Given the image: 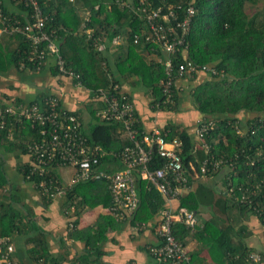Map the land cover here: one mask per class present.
<instances>
[{
    "label": "trees",
    "instance_id": "trees-1",
    "mask_svg": "<svg viewBox=\"0 0 264 264\" xmlns=\"http://www.w3.org/2000/svg\"><path fill=\"white\" fill-rule=\"evenodd\" d=\"M11 1L18 10L24 12V19L21 15L16 17L13 14L9 15L0 3L2 16L10 18L11 21L17 20L20 25L31 22L30 11L24 7L23 3L20 0ZM87 1L92 12V20L88 25L93 26L97 23L98 28L94 30L90 38L85 39L77 33L78 19H75L72 25L64 19L66 15L70 16L73 12L71 8H68V0H54V2L38 0L43 12L49 17L45 30L54 31L56 37L63 39L59 46V53L66 67L80 75L82 84L87 89L107 87L110 81L123 86L122 91L129 95L135 108V116L139 121L135 128L138 131L137 139L140 140L142 133L148 132L151 127L147 128L140 121L137 103L134 97L124 89L126 78L135 75V83L150 93L151 99L145 102V107H148L152 114H159L156 126L161 136L166 141L177 138L181 142V158L186 167L188 163H191L194 170L200 173L202 160L222 161L216 171H210L211 167H209V171L204 175H220L221 173L224 190L215 192L208 190L204 185H199L195 191H185L184 195L179 196L174 209L185 208L194 213L200 206H207L214 214L222 215L234 210L236 216L245 219L252 216L257 219L264 238V0H145L154 9L172 7L181 12L191 6L194 9V15L186 37L188 49L176 54L174 64L191 61L199 67H212L219 73L211 75L199 69L192 75L181 77L176 83L177 87L173 88L174 105L167 104L159 109H155L152 105L162 99L159 82L165 77L164 68L157 61L152 59L146 61L136 53V49H142L147 54H154L150 49L151 45L145 42L147 32L145 21L139 12L136 15L132 10L139 6L138 0ZM105 1L110 6L109 11ZM125 3L131 5V8L125 6ZM95 6H98L96 10H94ZM100 13H105V17L98 21L96 16ZM118 34L125 38L123 43L125 51L117 64L119 76L108 79L100 66L104 57L99 54V51L94 50V43L98 38H105L107 42H111L118 37ZM12 35L18 38L19 49L12 53L8 60L16 68L19 67V63L24 62L26 69L31 70L32 66L25 63L29 48L27 40L20 33ZM135 36L137 43H134ZM155 51L157 53L154 55L162 57L158 48ZM53 69L51 77L57 81L60 76L55 64ZM127 70L130 71L127 72ZM43 95V93L37 94L30 102L41 103ZM189 99L191 107H186L185 110L191 115H198L197 122L202 120L215 123V127L208 131L205 140L209 146L207 153L201 148L194 135L197 122L188 120L184 124L180 120L182 118L183 121L187 114H180L181 104ZM87 110H90V119L86 124V131L89 132L90 141L93 144L99 145L106 153L130 144L128 139L121 137L123 132L119 125L94 122V113L90 106H87ZM172 115H180V118L174 122ZM152 117L148 119L150 122ZM11 121L9 120L6 128L0 132V145L8 151L16 149L26 153L25 143L38 138L36 133L39 126L34 124L33 127L29 122H24L21 126L16 125V129L14 127L12 131V140H8L7 134L8 128L12 126ZM235 125L240 129V134L236 133ZM164 161L153 148L151 168L162 167ZM102 163L100 166L102 171L112 172L122 168L119 162L110 156H105ZM20 171L25 178L27 166L21 167ZM0 180V188H2L6 184L3 174H0ZM30 181L37 183L38 179L32 178ZM191 181L189 177V183ZM136 189L139 199L137 210L132 217L125 218L122 222L128 221L132 226L142 228L150 221L154 222L157 219L153 228L155 233L159 226L164 201L149 183L137 180ZM226 193L231 197L228 198ZM77 194L81 195V199L75 204L73 202ZM59 199L64 211H68L72 204H75L73 213L75 219L72 223L73 229L69 231V237L84 240L85 247H89L88 252L78 258L80 264H105L101 262L96 246L104 238L107 228L116 230L120 226L119 222H115L108 215L99 216L91 227L78 230L76 224L81 209L94 208L98 205L108 209L111 206V196L106 189V182L102 179L81 183L72 187ZM214 219L205 222L200 230L175 224L172 233L184 245V238L195 230L198 236L206 238L212 260L220 264H259L261 262L262 259L258 263H249L247 260L252 249L247 248L242 239L240 241L242 232L246 229L240 226L236 228L237 233H235V228L226 223L218 228ZM12 221L14 217L10 218L8 227L7 221L6 225H2L0 237L12 234L15 226ZM233 234L240 237L237 242H234ZM163 242V239L158 238V243L150 247H158ZM150 247L147 251L157 261L150 253ZM38 249L39 251L30 252L34 253L31 258L33 261L44 264L48 260L47 250ZM216 254L219 255L216 256ZM189 264H193L192 256Z\"/></svg>",
    "mask_w": 264,
    "mask_h": 264
},
{
    "label": "built area",
    "instance_id": "built-area-1",
    "mask_svg": "<svg viewBox=\"0 0 264 264\" xmlns=\"http://www.w3.org/2000/svg\"><path fill=\"white\" fill-rule=\"evenodd\" d=\"M24 7L30 11L31 22L23 25L17 20L4 18L0 12V23L4 32L12 35L20 33L28 42L25 63L32 66L31 70L39 73L49 56H53L54 64L61 79L89 94V105L94 113V122L101 124H117L121 127L124 137L130 144L112 152L106 153L99 145L90 141L87 132V123L83 117L62 107L61 95L47 92L43 95L41 103H16L0 108V132L6 128L9 120L8 136L12 137L13 128L29 122L37 130V139L25 143L26 155L29 157L25 179L37 178L34 183L39 193L47 199L54 200L63 196L72 187L81 183L104 180L106 189L111 196L109 211L118 221L133 216L138 207L136 183L144 181L151 184L164 201L160 212V222L156 231L162 245L150 247V253L161 263L168 261L171 264H189L190 257L183 246L172 233L175 223L180 222L186 228L194 229L196 220L193 212L185 208L175 210L173 202L179 198L183 191L190 188L189 177H198L209 171H216L221 160L204 159L200 164V173L194 170L193 164L186 167L181 158V142L174 138L166 141L157 127L142 133L137 139L138 124L135 108L128 94L122 91L119 83L110 81L107 87H98L95 90L83 86L80 75L71 68L66 67L58 47L55 45L54 31H46L49 20L40 7L38 0H20ZM138 7L133 8L135 14L139 12L145 21L147 32L145 42L151 45V51L156 54L157 48L162 57L158 63L164 68L165 77L160 80L162 99L156 101L152 107L174 105L173 96L177 81L184 76L192 75L201 69L211 75L219 74L214 68L194 64L191 61L174 64L176 54L187 51L186 37L190 31L191 18L194 9L188 6L179 12L172 7L163 9L152 8L145 0H138ZM124 3L122 4V6ZM131 8V5L125 3ZM134 43H137L135 36ZM95 46V45H94ZM157 47V48H155ZM21 68H26L24 62ZM222 75V73H220ZM108 79H111L107 77ZM215 127L212 121H198L194 129L197 142L205 153L209 146L205 143L208 131ZM237 134L241 131L235 125ZM163 158L164 164L160 168H151L152 149ZM110 156L118 161L121 169L112 172L100 170L102 159ZM68 168L72 171L68 184L64 185L55 175L56 170ZM200 174V175H199ZM72 224L69 230H72ZM14 247L8 237H0V264H18L13 260ZM247 260L252 263L260 262L258 255H248Z\"/></svg>",
    "mask_w": 264,
    "mask_h": 264
},
{
    "label": "crops",
    "instance_id": "crops-1",
    "mask_svg": "<svg viewBox=\"0 0 264 264\" xmlns=\"http://www.w3.org/2000/svg\"><path fill=\"white\" fill-rule=\"evenodd\" d=\"M54 2V0H47ZM118 1V0H117ZM68 8L73 12L70 16H65L64 19L73 24L75 19L79 20L77 29L78 35L90 38L97 23L89 26L92 20V12L88 6L87 0H68ZM9 15L14 17L21 15L24 19V12L18 10L11 0H0ZM107 11L110 6L104 2ZM56 5L58 3L56 2ZM98 6L94 7V10ZM11 17V16H10ZM98 21L105 17V13H100L96 16ZM124 37L118 34L111 42L106 39L98 38L95 40V51H99L100 55L104 57L101 62V71L106 73V77H118L119 72L117 64L121 56L123 57L125 49L123 48ZM62 37L55 36V45L58 47L62 43ZM19 49V42L16 36L10 35L3 31L0 23V108H4L16 103H29L37 94L40 93H55L61 95L62 107L69 111L76 112L82 116L84 122L87 123L90 119V110H87L89 104V94L79 88L73 87L69 81L59 79L55 81L51 77L54 70V58L49 56L45 65L39 73L30 69L16 68L13 63L8 60V57L17 52ZM141 57L146 61L155 60L158 62L159 57L154 54H147L142 49H136ZM124 59V58H122ZM128 67V65H126ZM129 68V67H128ZM130 70H127V72ZM207 78L206 75H204ZM202 78V77H201ZM120 79V78H119ZM136 82V76H128L126 82L124 81V89L130 93L134 99L137 97V108L141 122L147 128L157 127V113H151L148 107H145L146 101H150V93L145 89L140 88ZM123 88V86H122ZM181 90V89H180ZM135 91V93H134ZM185 110V109H184ZM186 111V110H185ZM187 112H185L186 114ZM184 114V115H185ZM186 114L185 119L180 118L182 123H187L189 117ZM153 116V117H152ZM150 122L148 119H151ZM192 121L197 122L198 115L192 114L190 116ZM196 126V124H195ZM145 127V128H146ZM194 129V128H193ZM13 137V136H12ZM8 136V140H12ZM17 141V140H16ZM29 157L22 150H6L0 145V174L5 176L6 184L0 188V231L2 225L7 227L10 225V218L14 217V230L8 237L14 247L12 258L20 264H41L39 261H33L31 258V251L46 249L48 253V260L44 264H80L78 258L84 256L89 247H85L84 240H76L69 237V225L73 223L74 206L77 201L81 199V195H75L73 206L68 211H64L61 206V199L50 200L42 196L32 181L25 179L20 171L24 165L28 166ZM72 171L68 172L55 171V175L64 185L68 184ZM193 177L189 183L188 191H195L199 185H204L208 190L218 192L217 189L223 183V175H205ZM65 181V182H64ZM1 182V180H0ZM87 190V189H86ZM85 190V191H86ZM185 194L183 191L180 197ZM175 202V203H174ZM175 207L176 200L174 201ZM210 213V214H209ZM196 220V229L200 230L203 224L210 219L215 218V225L219 228L221 225L231 224L234 232L242 226L246 231L242 232L240 241L246 245L247 248L252 249L249 255H258L262 260L259 264H264V238L262 229L254 217L248 219L236 216L235 212L222 214H214L210 207L200 206L196 212L193 213ZM2 215V216H1ZM110 216L115 222H119V228L112 230L107 228L104 238L98 243L97 251L100 253V260L105 264H170L169 262H157L148 253L147 248L158 243L156 231L153 228L157 219L150 221L142 228L132 226L131 224L116 220L110 213L109 208H103L98 205L94 208H83L80 210V215L77 217L76 229H83L91 227L99 216ZM175 224H182L177 222ZM73 225V224H72ZM234 242L238 241V237L233 234ZM242 239V240H241ZM255 240V243L252 240ZM206 238L198 236L195 230L184 238V247L191 258L193 264H220L212 260L208 251ZM219 254H216L218 256ZM249 263H252L249 261ZM222 264V263H221ZM225 264V263H224Z\"/></svg>",
    "mask_w": 264,
    "mask_h": 264
},
{
    "label": "rangeland",
    "instance_id": "rangeland-1",
    "mask_svg": "<svg viewBox=\"0 0 264 264\" xmlns=\"http://www.w3.org/2000/svg\"><path fill=\"white\" fill-rule=\"evenodd\" d=\"M186 90H187V88H185ZM134 93H135V91H134ZM135 101H136V103H137V97L135 98ZM186 107H191V102H190V99L189 100H187V101H184L182 104H181V109H182V112L180 113V114H185V110L184 109H186ZM187 112V111H186ZM187 117H189V121H191V118H190V116H191V114H189V112H187ZM159 114H157V116H158ZM180 115H178V116H176V115H172L171 117L173 118V121L175 122V121H178V119L180 118L179 117ZM69 171V169L68 168H62V169H60V172H62V173H64V172H68ZM220 175H222L221 173H220ZM203 177H206V176H203ZM65 182V181H64ZM221 183H219V186L217 187V189L219 190V189H222V190H224V188L222 187V185H220ZM226 195H227V197L228 198H230L231 197V195L230 194H228V193H226ZM233 212H235L234 210H231L230 211V213H233ZM210 214V213H209ZM254 243H255V240L253 239L252 240Z\"/></svg>",
    "mask_w": 264,
    "mask_h": 264
}]
</instances>
